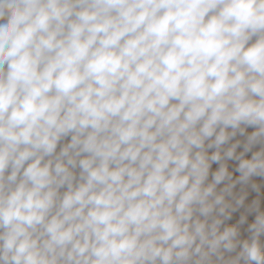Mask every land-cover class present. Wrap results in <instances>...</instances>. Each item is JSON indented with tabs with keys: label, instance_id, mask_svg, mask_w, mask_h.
I'll return each instance as SVG.
<instances>
[{
	"label": "clouds",
	"instance_id": "9594fccd",
	"mask_svg": "<svg viewBox=\"0 0 264 264\" xmlns=\"http://www.w3.org/2000/svg\"><path fill=\"white\" fill-rule=\"evenodd\" d=\"M0 264H264V0H0Z\"/></svg>",
	"mask_w": 264,
	"mask_h": 264
}]
</instances>
